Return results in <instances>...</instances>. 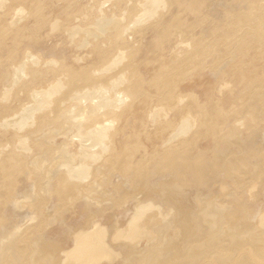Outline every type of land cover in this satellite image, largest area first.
<instances>
[{"label":"rangeland","instance_id":"374dc122","mask_svg":"<svg viewBox=\"0 0 264 264\" xmlns=\"http://www.w3.org/2000/svg\"><path fill=\"white\" fill-rule=\"evenodd\" d=\"M11 155L0 264H264V0H0Z\"/></svg>","mask_w":264,"mask_h":264},{"label":"bare ground","instance_id":"6f19581e","mask_svg":"<svg viewBox=\"0 0 264 264\" xmlns=\"http://www.w3.org/2000/svg\"><path fill=\"white\" fill-rule=\"evenodd\" d=\"M20 11H24L23 8H21ZM190 67V64H187L186 65V68H189ZM125 89L126 90H136V83L134 82H131V83H128V85H125ZM125 95L121 96V95H117L115 97V103H114V106L116 105V102H122L124 101L125 99ZM117 117V114L113 113V114H110L109 115V118H108V121H113L115 118ZM87 126V125H86ZM87 129H89V127H86V133L88 132ZM106 129L105 127H103V130ZM15 156L11 155L10 158L6 159L5 161V164L3 166H1L0 168L3 169L4 173H5V179L10 183V184H14L15 182V177L17 176V174L19 172H22L25 168L23 167V165H20L19 166V163H21V160L19 159H16L14 158ZM128 166H127V169L123 171V174H126L127 172L130 173V171H132V168L131 166L126 163ZM77 171V170H76ZM83 177V175L81 176ZM76 188L71 186V187H68V188H64L63 189V196L65 198H68V196H71V194H75L76 193ZM155 227H159L161 226V224H155L154 225ZM132 228H134V225L133 223L132 224H129V229L132 230ZM191 233V227L189 226H183V236L185 238H188V236L190 235ZM89 251H92V252H101V249H94V250H89Z\"/></svg>","mask_w":264,"mask_h":264}]
</instances>
